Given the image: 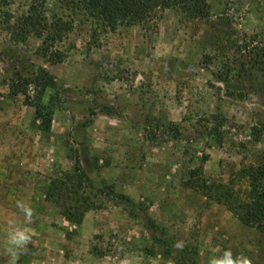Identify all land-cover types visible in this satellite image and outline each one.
<instances>
[{
	"label": "rangeland",
	"instance_id": "374dc122",
	"mask_svg": "<svg viewBox=\"0 0 264 264\" xmlns=\"http://www.w3.org/2000/svg\"><path fill=\"white\" fill-rule=\"evenodd\" d=\"M207 1L203 18L164 10L146 27L92 35L90 22L47 0L74 19L54 63L37 53L40 38L15 39L1 23L2 11L25 14L31 0L0 6V264L10 261V220L31 235L17 264H209L229 249L264 264V229L188 185L202 178L244 198L241 168L264 164V0ZM9 61L54 77L48 133L24 96L10 94ZM73 164L104 197L78 224L43 194ZM17 201L33 209L31 223Z\"/></svg>",
	"mask_w": 264,
	"mask_h": 264
},
{
	"label": "trees",
	"instance_id": "16d2710c",
	"mask_svg": "<svg viewBox=\"0 0 264 264\" xmlns=\"http://www.w3.org/2000/svg\"><path fill=\"white\" fill-rule=\"evenodd\" d=\"M56 1L69 7L72 14L83 19L80 21H85L83 23L90 22L92 35H97V29L104 32L114 31L119 27L137 25L146 27L157 18L159 12L164 10H174L189 18H203L209 12L207 0ZM9 2L10 0H0V6L7 5ZM46 2L47 0H31L26 13L15 17L7 11H2L1 23L5 30L11 32L13 37L15 36V39L27 38L30 35L40 38L41 44L37 53L54 63L61 61L63 57V53L55 43L62 41L64 32L73 29L74 19L71 16L66 19L59 13L53 14L46 7ZM0 61H2L1 58ZM3 67L9 74L7 83L10 94L24 96L25 104L34 108L35 117L39 120L38 131L43 134L48 133L58 99L54 95L46 99L44 97L45 91L55 86L54 77L41 66L31 68L30 64L22 61H9ZM210 133L218 136V140L222 139L216 127L211 128ZM240 173L248 181V190L244 198L239 197V194L222 183L213 185L202 178L200 181L190 179L188 185L223 202L243 224L263 230L264 164L243 167ZM196 175L201 174L196 171ZM213 191L217 193L213 194ZM102 192V189L93 186L85 170L78 164H73L69 169L49 177L43 188L44 199L58 209L65 221L73 224L80 223L87 211L104 206ZM170 264H183V262L181 258L173 259Z\"/></svg>",
	"mask_w": 264,
	"mask_h": 264
},
{
	"label": "clouds",
	"instance_id": "9594fccd",
	"mask_svg": "<svg viewBox=\"0 0 264 264\" xmlns=\"http://www.w3.org/2000/svg\"><path fill=\"white\" fill-rule=\"evenodd\" d=\"M16 207L24 214L25 221L31 223L33 218V209L23 203L22 201L16 202ZM31 240V235L28 231L18 226H15L13 221L8 222V230L6 237V251L10 254L9 264H17L19 258V251L26 250L28 242ZM175 247L182 249L184 243L177 242ZM209 264H252L251 260L245 256H238L233 258L231 250H225L220 257H212Z\"/></svg>",
	"mask_w": 264,
	"mask_h": 264
}]
</instances>
